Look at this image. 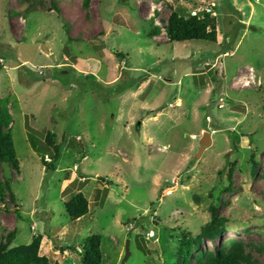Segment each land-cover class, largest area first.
Returning a JSON list of instances; mask_svg holds the SVG:
<instances>
[{
    "label": "rangeland",
    "instance_id": "obj_1",
    "mask_svg": "<svg viewBox=\"0 0 264 264\" xmlns=\"http://www.w3.org/2000/svg\"><path fill=\"white\" fill-rule=\"evenodd\" d=\"M181 8L214 11L215 44L168 41ZM0 103L19 162L0 165L8 248L39 235L50 264H79L66 247L100 236L103 264H172L216 204L226 231L203 249L240 242L264 264V0H0ZM77 193L88 213L71 221Z\"/></svg>",
    "mask_w": 264,
    "mask_h": 264
},
{
    "label": "trees",
    "instance_id": "obj_2",
    "mask_svg": "<svg viewBox=\"0 0 264 264\" xmlns=\"http://www.w3.org/2000/svg\"><path fill=\"white\" fill-rule=\"evenodd\" d=\"M57 10L54 4L51 5ZM213 10L190 14L184 9L171 11L165 27V34L169 42L200 41L216 43L217 22L215 16H211ZM155 36V34H154ZM38 78H42L37 76ZM35 77V78H37ZM37 78V79H38ZM10 116L7 110L0 103V165H9L18 171L19 162L16 158L14 145L9 128ZM30 131H27V140L33 150L43 148L51 155L52 165L59 159L60 148L54 143L53 134L46 132L44 145H35ZM232 149L238 143V136L235 133L228 134ZM81 154V159L84 158ZM250 175H253L256 163L250 157ZM6 194L11 202L15 197L7 181L0 179V204L3 205ZM65 214L71 221H76L88 213V201L82 193H77L74 197L64 203ZM226 231V219L218 216L216 204L209 206V221L204 224L199 234L195 237L180 232L177 239V248L172 264H254L251 257L245 253L244 247L240 242H231L227 247L218 248L213 251L203 249L206 241H214L220 238ZM14 235L10 234L5 242L0 239V264H50L48 259L39 255V247L42 237L33 236L27 245H19L8 248L13 241ZM55 245V241L53 242ZM100 236H91L84 240L80 250L75 247H66L70 252L75 253L79 258V264H103V255L100 251ZM56 246V245H55ZM58 264V263H54Z\"/></svg>",
    "mask_w": 264,
    "mask_h": 264
},
{
    "label": "water",
    "instance_id": "obj_3",
    "mask_svg": "<svg viewBox=\"0 0 264 264\" xmlns=\"http://www.w3.org/2000/svg\"><path fill=\"white\" fill-rule=\"evenodd\" d=\"M125 1V0H123ZM211 145V137L208 132H203L201 135V138L199 140V152L197 155H200L206 148H209ZM124 256H123V262H125L129 256V251H128V241L125 243L124 246Z\"/></svg>",
    "mask_w": 264,
    "mask_h": 264
}]
</instances>
